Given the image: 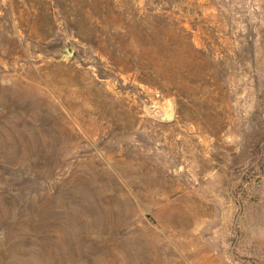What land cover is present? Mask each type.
<instances>
[{"label":"rangeland","instance_id":"rangeland-1","mask_svg":"<svg viewBox=\"0 0 264 264\" xmlns=\"http://www.w3.org/2000/svg\"><path fill=\"white\" fill-rule=\"evenodd\" d=\"M94 263L264 264V0H0V264Z\"/></svg>","mask_w":264,"mask_h":264},{"label":"water","instance_id":"water-1","mask_svg":"<svg viewBox=\"0 0 264 264\" xmlns=\"http://www.w3.org/2000/svg\"><path fill=\"white\" fill-rule=\"evenodd\" d=\"M73 55V50L71 48L68 47H64V53L61 55L60 58L62 57H66V58H71ZM169 118V117H168Z\"/></svg>","mask_w":264,"mask_h":264},{"label":"bare ground","instance_id":"bare-ground-1","mask_svg":"<svg viewBox=\"0 0 264 264\" xmlns=\"http://www.w3.org/2000/svg\"><path fill=\"white\" fill-rule=\"evenodd\" d=\"M62 255V254H61ZM66 255V254H65ZM64 256V255H63ZM74 261V260H73ZM93 261V260H92ZM81 262V261H80ZM91 262V261H90ZM99 262V261H98ZM95 264V263H94Z\"/></svg>","mask_w":264,"mask_h":264}]
</instances>
